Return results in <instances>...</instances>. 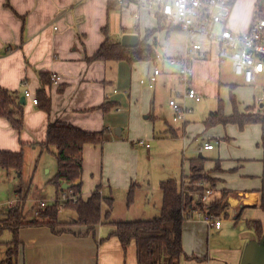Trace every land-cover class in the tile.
I'll return each mask as SVG.
<instances>
[{
    "label": "crops",
    "instance_id": "0c3cea01",
    "mask_svg": "<svg viewBox=\"0 0 264 264\" xmlns=\"http://www.w3.org/2000/svg\"><path fill=\"white\" fill-rule=\"evenodd\" d=\"M250 1L249 5H245L246 1L238 0L233 9L230 27L235 32L248 30L255 19L256 0ZM107 5L108 0H0V86L18 92L22 98L26 91L37 95L42 88L40 73L60 78L46 88L52 102L50 113L26 100L25 126L21 133L0 118V151H23L24 155L29 151L35 157L39 154L41 158L44 150L40 144L46 140L50 123L63 122L87 132L107 129L111 141L99 147L109 144L107 146L122 148L124 152L121 155L111 149L101 161L99 148H96L98 146H85L81 177L82 197L85 200L98 186H101L103 195L113 197L115 191H128L134 184L138 174L127 146L137 135L149 137L152 131L154 133L155 125L143 124L139 120L143 115L148 120L152 117L158 119L157 113L163 114L155 107L156 91L160 87L161 90L168 89L171 95L176 92L179 65L175 61L185 55L188 42L200 43L207 52V58L195 60L192 66V86L201 94L202 100L192 101L198 105L196 114L190 119L199 120L197 124L204 121L200 119L217 111L214 109L219 100V108L224 102L225 115L232 116L235 107L233 98L240 114H259L264 111V101L260 102L264 95V73L248 85L242 77L234 74L230 61L220 60L219 44L201 35L186 33L177 26H167L148 9L118 5L115 10L108 12ZM136 13H139V17H136ZM105 28L113 43H122L123 36L127 34L138 35L141 41L147 31L157 29L158 32L150 38L149 43L155 45L156 52L164 57L163 60L145 59L146 62L135 61L132 64L127 61L88 63L87 58L93 57L105 41ZM182 33L185 36L181 39L179 35ZM156 67L161 69V74L155 83H151L150 77ZM61 86L62 92L59 91ZM107 101L118 102L121 106L105 114L99 107ZM188 120L184 127V138L187 137L186 131L196 126L190 127L194 122ZM224 127L222 139L233 141L227 148L245 146L246 152L236 156L237 159L232 162L221 156L214 158L212 169L205 166L204 173L215 181L212 186L209 183L214 190L213 199H220L226 191L228 206L218 216L221 221L219 229L207 223L201 211L194 212L193 217L185 221L183 249L191 256L208 258L204 263L183 257L181 264H264V236L259 240L245 224L247 221L264 224V212L259 208L264 180L262 185H256L252 190L237 192L228 187L229 175L239 170L252 174L247 177H254V174L264 177L262 126L252 124L241 129L228 124ZM115 130L119 133L115 134ZM165 131H160L162 137L174 139L180 134V130L172 127L168 133L164 134ZM125 133L127 137L123 139ZM206 144L213 145L209 140L201 143L200 152L215 151L222 142L219 141L218 146L213 145L211 150L203 149ZM199 158L206 160L202 153ZM105 171L119 172L117 180H112ZM163 177L167 176L164 174ZM188 178L182 180L185 188H189ZM159 191L161 197L158 201L160 198L162 201L160 188ZM20 192V189L16 191L19 197ZM161 207L162 203L160 211ZM14 208L20 207L16 205ZM224 222L234 223L235 226L241 224L242 232L228 235L230 231L224 228ZM112 231V226L100 225L93 233L87 234L86 227L72 226L67 228V232L58 235L48 226L24 227L20 230L22 244L18 264H137L134 243L126 255L116 237L102 241ZM212 232L222 240L221 245L214 246L213 239L209 240ZM226 237L234 239V242ZM5 248L7 253L8 245Z\"/></svg>",
    "mask_w": 264,
    "mask_h": 264
},
{
    "label": "trees",
    "instance_id": "16d2710c",
    "mask_svg": "<svg viewBox=\"0 0 264 264\" xmlns=\"http://www.w3.org/2000/svg\"><path fill=\"white\" fill-rule=\"evenodd\" d=\"M128 1V0H126ZM238 0L233 1V9ZM119 0H108V12L115 10ZM264 18V0H256L255 19ZM105 41L98 52L88 63L95 61H127L132 64L135 61L154 59L156 49L150 44V38L157 29L147 31L145 37L135 48L124 47L121 43H113L110 40L108 30L105 28ZM42 88L38 90V108L46 113L51 112L52 102L46 88L54 82L49 73H40ZM62 92V86L59 88ZM234 101V114L226 116L223 106L216 112L210 114L205 125L214 127L217 125L234 124L243 129L247 125L260 124L262 126V146L264 148V111L259 114H240ZM118 102H105L99 107L105 114L119 109ZM264 110V109H263ZM0 118L5 119L13 130L21 133L25 126V105L21 104L18 92L10 91L0 86ZM177 134V132H176ZM177 136V135H175ZM109 139L107 129L100 132H87L74 125L63 122L50 123L47 128L46 140L40 144L45 151L53 152L57 161V173L51 182L57 189V198L51 205L39 209L33 220H27V216L20 208H11L3 213L0 218V244L5 230L12 233V240L8 243L6 259L3 264H18V256L22 241L20 230L24 227L48 226L54 234L67 232L68 227H86L87 234L95 231L97 226L109 225L114 228L108 237L102 241L116 237L127 255L129 248L134 243L136 246L137 264H181L182 258L202 262V258L196 256H185L183 249V226L187 220L186 213H193L204 206L198 197L203 195L206 188L200 186L204 180L214 185L215 181L204 173L205 159L196 158L190 160L191 175L189 176V188L184 187V182L176 180H165L161 182L163 194L162 207L159 216L151 220L140 221H114L112 213L114 209V198L103 195L101 186L91 193L85 200L82 197V181L84 148L86 145H103ZM25 161L23 151L11 152L0 151V168L6 170L21 171ZM68 185L64 189V185ZM133 184L129 189V204L134 192ZM261 201L259 208L264 212V189L260 191ZM67 195V199L61 201V196ZM228 193L224 191L218 200H214L209 206V211L218 217L227 209L226 198ZM106 206V210H103ZM61 210H70L76 217L69 222L59 220ZM259 240L264 236V228L260 221L249 222ZM82 235V234H79ZM78 235V236H79Z\"/></svg>",
    "mask_w": 264,
    "mask_h": 264
},
{
    "label": "rangeland",
    "instance_id": "374dc122",
    "mask_svg": "<svg viewBox=\"0 0 264 264\" xmlns=\"http://www.w3.org/2000/svg\"><path fill=\"white\" fill-rule=\"evenodd\" d=\"M244 1H246L245 5H249L251 2L250 0ZM232 17L233 14L231 16L230 23ZM159 33L157 34L159 35ZM183 36H185L183 33L179 35L181 39ZM139 62H146V60H140ZM143 66L145 67L146 63H144ZM175 77L178 79L177 75ZM162 78L160 79V82L162 81ZM178 81L177 90L172 95L168 92V89L161 90L159 87L156 91L155 107L158 111H162L161 113H163L166 117L163 118V114L157 113L158 115H156V117H159L158 119H154L152 117L151 119L146 120L145 115H143L144 117L142 116L139 120V122L143 124L155 125L156 129L154 133L152 131V135L149 137H142V135L133 137L128 144L129 146H127L130 150L128 153H130L133 158L132 163L136 165V173L138 175L133 181L136 186H134V192L130 204V188L125 192L117 193L118 191H115L113 194L114 209L112 213V220L140 221L151 220L159 216L160 203H162L161 198L160 201H158L159 197H161V192L159 191V188L161 190V182L163 180L172 179L180 183L183 179L188 178L191 174L190 160H193V158H199L200 153H202V155L206 158L204 168L206 166L212 169L214 166L212 159L219 158L221 156L228 162H232L237 159L236 156H241L244 152H246L245 146L238 147L236 149L227 148V145L233 141L222 139V136L225 133L224 125L220 124L214 127H207L205 122L208 116L205 119H200L204 121L199 124H197L199 120L196 121L194 119H190L196 114V106L198 104L192 102L193 100L186 99L185 86L179 79ZM159 85L160 84L158 83V86ZM171 100L178 106L187 110V112H185L184 119L180 120L178 123L174 122L175 113L170 106ZM219 102L220 100L214 109L215 111L219 109ZM222 105H224L225 112V103L222 102ZM188 119L190 122H194L190 124V127L192 125L196 126H192L190 130H187L186 133L188 138H184V127L187 125L186 123ZM170 127L180 130L179 137L173 139L170 137L166 138L165 136L162 137V135H160V133L164 130H166L164 134L168 133ZM226 130L230 133L228 127ZM237 132H239L238 129ZM114 133L117 134L116 130ZM126 137L127 134L125 133L122 138L126 139ZM208 140L216 146H218V142L221 141L222 145L220 148L217 147V149L212 152H200V144L205 143ZM109 141H111V137H109L106 142L109 143ZM141 141H143L144 144H142ZM107 145L109 144H105L103 148L99 147V145L96 147L99 148L101 161H104L107 151H110L111 149L114 153H120L121 155L124 152V149L122 148H116L115 146L110 147ZM147 145H149V148ZM51 151L52 152L44 151L41 158L39 157V154L35 157L29 151H26L24 165L20 172L13 169L6 170L0 168V218L3 217L4 212L10 209L8 208L10 203L20 207V209H22L26 214L27 220L30 221L35 218L37 210L45 208V206H42V203L47 206L55 202L54 199L56 198V189L51 180L57 172V161L53 154L55 150L52 149ZM44 167H46V169ZM105 172L107 175H111L112 180H117L119 174L118 171V173L109 171ZM164 174L167 177H163ZM251 175L252 174H249L245 170H239L232 173L229 175L228 187L231 190L238 192L241 190H252L255 188L254 186H260V184L262 185L261 182L264 180V177L256 174H254V177H247ZM89 176L91 177L92 173H90ZM140 186L142 187L139 188ZM18 189L21 191L20 197L18 196V193H16ZM61 197L63 198V196ZM62 198L61 201H64ZM147 205L150 207H147ZM104 210H106V206ZM75 217V213L70 210H61L59 214V220L62 222H69ZM249 222L251 221H247L245 223L246 227L250 230L249 232L255 234L253 229L249 228ZM240 225H238V227L235 226L234 223L224 222V228L230 231L228 235H238L241 233L242 230L240 229ZM215 235L217 234L212 232L209 240L213 239L212 243L214 246L215 244L221 245L222 240L216 238ZM226 239L234 242V239L227 237ZM1 240L3 243L0 244V264H3L6 259L5 247H7L8 243L12 240V233L9 230H5ZM225 243L227 244L228 242L225 241ZM184 250L186 252L185 256H191L185 248ZM207 258L208 257H203L202 262L205 263ZM184 259L187 260L185 257Z\"/></svg>",
    "mask_w": 264,
    "mask_h": 264
},
{
    "label": "built area",
    "instance_id": "2783aa9c",
    "mask_svg": "<svg viewBox=\"0 0 264 264\" xmlns=\"http://www.w3.org/2000/svg\"><path fill=\"white\" fill-rule=\"evenodd\" d=\"M234 0H119V6L135 5L144 8L159 17L167 26H177L182 31L189 34L201 35L220 46V60L230 61L235 75L244 79L248 85L253 84L256 78L264 73V18L254 19L250 28L243 32H235L230 27V19L233 14ZM139 17V13L135 14ZM163 56L157 52L154 60L161 61ZM207 58V52L200 43L188 42L186 53L183 57L176 59L179 65L178 76L180 82L185 86L186 99L200 102L201 94L192 86L193 63L197 59ZM161 74V69L156 67L150 77L151 83H155L157 76ZM58 76H53L52 80L58 81ZM145 81H142L144 83ZM115 93L117 91L115 90ZM26 100L33 105H38V98L30 91L24 93ZM264 95L260 102L263 103ZM170 106L174 110V122L178 123L184 119L185 110L174 101H170ZM143 144V142H142ZM149 148V145H147ZM213 145L206 144L203 149L211 150ZM206 188L203 195L198 199L204 206L201 214L211 226L219 229L221 221L218 217L210 213L208 206L214 201V190L207 180L199 184ZM67 195H63L62 200H66ZM42 206H46L42 203ZM10 209L14 204H9ZM1 210V208H0ZM197 212V211H195ZM194 213V212H193ZM193 213H186L187 220L193 217Z\"/></svg>",
    "mask_w": 264,
    "mask_h": 264
},
{
    "label": "water",
    "instance_id": "95a60500",
    "mask_svg": "<svg viewBox=\"0 0 264 264\" xmlns=\"http://www.w3.org/2000/svg\"><path fill=\"white\" fill-rule=\"evenodd\" d=\"M139 43H140V40H139L138 35L127 34V35L123 36L121 44L127 48H135L139 45ZM26 103H27V101H26L25 97H22L21 98V104L25 105ZM117 132L119 133V131H116V133ZM63 188L67 189L68 185L65 184Z\"/></svg>",
    "mask_w": 264,
    "mask_h": 264
}]
</instances>
